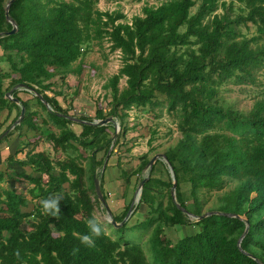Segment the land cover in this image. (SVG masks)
<instances>
[{"label":"trees","instance_id":"16d2710c","mask_svg":"<svg viewBox=\"0 0 264 264\" xmlns=\"http://www.w3.org/2000/svg\"><path fill=\"white\" fill-rule=\"evenodd\" d=\"M98 1L0 0V62L8 66L6 73L0 69V111L25 109L22 122L0 143L24 127L45 133L52 124L57 133L48 131L45 138L53 152L65 155L53 160L37 150V133L33 141L20 135L24 145L7 163L29 167L34 176L2 172L0 182L22 179L32 186L30 199L39 203L26 213L28 202L22 194L0 189V264H264V93L247 113L224 108L217 99L221 84L254 83L256 72L264 68V0H165L157 6L144 5L129 23L120 10L99 11ZM235 4L238 13L231 17ZM217 9L223 12L216 14ZM8 19L16 25L13 35H8L12 29ZM248 24L255 27L250 38L239 32L240 26L248 28ZM103 41L111 53L120 54L121 63L103 85L110 93L109 110L103 114L96 109L93 119L72 116L53 80L60 75L63 83L69 74L81 75L89 45L95 42L101 47ZM121 79L125 87L120 90ZM5 81L8 86L2 91ZM20 86L39 94L48 106L35 96L46 113V119H37L44 128L34 121L38 113L30 112L17 98L23 90ZM7 93L20 107L5 98ZM159 97L175 119L180 138L164 152V164L157 160L149 170L137 207L128 205L120 218L111 217L119 225L129 211L131 215L141 205L146 208V219L135 228L142 232L151 228L150 259L137 243L123 237L112 239L105 229L95 246L88 248L79 241V235L86 232L85 221L95 209L108 212L106 202L102 206L98 201L93 181L98 179L102 193L107 164L98 169L108 151L109 157L114 154L119 140L112 143L111 123H88L117 119L122 130L131 109H152L160 105ZM215 121L220 125L214 126ZM152 141L150 137L147 144L151 146ZM29 146L32 149L26 150ZM18 153H24V159L14 160ZM98 153L102 154L99 160ZM148 162L142 156L135 171L129 175L121 171V176L129 181ZM158 164L166 168L167 180L154 178ZM230 185L217 198V207L207 212L212 214L198 221L205 214L202 195ZM52 195L60 197L54 217L43 215L40 207V200ZM28 218L33 221L24 233L21 226ZM246 224L247 233L238 246ZM175 226L198 230L171 245L163 238V228ZM125 228L123 224L117 235Z\"/></svg>","mask_w":264,"mask_h":264},{"label":"rangeland","instance_id":"374dc122","mask_svg":"<svg viewBox=\"0 0 264 264\" xmlns=\"http://www.w3.org/2000/svg\"><path fill=\"white\" fill-rule=\"evenodd\" d=\"M164 1L165 0H141L138 2L136 0H116L108 2L106 0H99L96 4V8L102 12L120 10L126 16V21L129 23L131 17L141 14V9L144 5L157 6ZM198 4L199 2H197L196 6L192 8L191 14L196 12ZM237 7L238 6L235 4L233 7L234 10L230 13L231 17H234L238 13ZM222 12L221 9H217L215 13L221 14ZM247 26L248 28L240 26L239 32L245 37L250 38L255 35V27L250 24ZM194 49H196V47H194ZM117 53L118 52L111 53L109 51V44L106 41H103L101 47L95 42H92L83 55L81 75L76 76L74 74H69L64 79L63 83L59 81L60 75H57L53 80L56 91H61L64 95V98L60 99V101H63L62 103L65 108L70 109L68 107H71L70 115L93 119L96 109H101L103 114H107L109 110L107 103L110 101V93L103 89V85L112 75H115L121 67ZM124 87L125 80L121 79L118 88L121 90ZM262 93H264V68L256 72L254 83L235 85L232 82H227L221 84L217 89V99L220 105L224 108H231L236 111L247 113L251 109L254 101L260 98ZM158 104L160 105L154 106L152 109H149L148 107L131 109L122 122V130H117L118 135L116 136V139L119 138L118 146H115L113 149L114 154L107 160V168L103 173L102 194L105 197L108 212H102L100 209H95L94 213V215L100 220L107 235L112 239L123 237L124 239H129L130 241L137 243L141 246L148 260L151 255L149 249L151 228L147 231L145 230L146 232H142L144 229L140 230L139 228H135L137 224L146 219V208L142 205L139 206L138 209L136 208L137 210L134 214L132 211L131 215L129 214V216H126L127 218L119 224V227L112 225L111 217L115 216L120 218L124 209L128 205L131 207H137L139 190L136 180L148 178L149 175V170L144 171L143 169L141 173L131 176L129 182L128 180L126 181L125 177L121 176V171L127 175L131 174L139 166L142 156H145L150 160L155 155H163L167 149L174 147L180 138V134L176 127V121L172 115L167 113L166 105L161 97L158 98ZM46 109L48 108L46 107ZM40 116L41 117L36 118L39 122L41 119L47 118L43 109L40 112ZM39 122V127L44 128ZM93 122L96 123L97 121L94 120ZM113 122L114 123L111 124L112 129H109V132L112 134L114 140V135L116 133L115 128L119 124L117 119H114ZM218 125H220V123L215 121L214 126ZM71 128L75 132L78 131V127L72 126ZM26 131H28V136L30 138L35 137L34 135L36 133V136H40L39 143L37 144L38 146L40 145V147H38L37 150L44 151L53 160L64 158L65 155L61 154L60 151H52V146L49 145L45 138V134L48 131L57 133L58 129L52 124H50L49 128L45 129V133L40 130V132H33L27 129ZM153 131L154 133H152ZM150 137H152L153 140L151 146L147 144ZM114 142L112 143L114 144ZM20 143V146L23 147L24 143ZM31 149V146H29L26 150ZM96 157L99 160L102 158V154L98 153ZM160 161L164 164L163 159ZM102 169L103 167H99V172ZM153 176L154 178L167 180L168 176L166 174V168L160 164L156 165ZM43 180L44 182L46 181L45 178H43ZM63 187L66 190V185ZM230 187L231 185L225 187L221 192H211L202 195L203 212L207 213L210 209L217 207V198L225 191H228ZM11 188L17 190L18 193L22 194L27 199L28 204L27 207L23 209L24 212L27 213L32 211L34 206L39 203L30 199L28 191L32 186L28 183L14 179L0 182V189L4 190ZM184 191H187V187H184ZM166 201V197H164L162 199L164 205L166 204ZM32 221V218H28L21 226V230L24 233L29 231V225ZM123 224L126 225L125 230L123 229L121 235H117L116 230H118ZM197 230V227L193 226L163 228V238L173 245L179 239L193 234Z\"/></svg>","mask_w":264,"mask_h":264},{"label":"crops","instance_id":"0c3cea01","mask_svg":"<svg viewBox=\"0 0 264 264\" xmlns=\"http://www.w3.org/2000/svg\"><path fill=\"white\" fill-rule=\"evenodd\" d=\"M3 62L4 61L0 62V69L4 73H6V72H8V66L5 62L4 63ZM4 65H5V67H4ZM75 67H76V65H74L73 68H75ZM8 82L9 81H5V83L3 84V87H2V91H4L7 88ZM17 98L21 102H24L28 105L30 112H37V113H39L38 117H41L40 112L42 111V108L36 102L35 95L32 92H29L26 90H20L17 93ZM16 105L18 107H20L19 103ZM18 113L20 114V111L18 112V109H16L15 107L10 108V109H4V110L0 111V133H2L9 125H11V122L15 119V117L18 115ZM34 121L36 122V124H38L36 118L34 119ZM10 134L11 135L7 139H5L4 141H2L0 143L1 144L0 145V173L3 172V173L10 174L11 171H15L16 173L24 172L25 174H31V176L33 177L34 173L31 171V169L29 167L19 168L15 163L8 164L7 160H6L9 156H13L14 153L19 148L22 147V146H20V144H21L20 142H22V139L24 138V136L20 137V135L26 134V140L28 139L29 141H33V138H30L28 136V131H26V129H21L20 131L12 132ZM18 144H19V146H18ZM24 152L26 153V150ZM24 157H25L24 153H18L17 155H15L13 157V159L14 160H16V159L22 160V159H24ZM6 180L10 181L11 179L5 178L4 181H6ZM14 180L23 181L22 179H17V178H15ZM23 182H25V181H23Z\"/></svg>","mask_w":264,"mask_h":264},{"label":"water","instance_id":"95a60500","mask_svg":"<svg viewBox=\"0 0 264 264\" xmlns=\"http://www.w3.org/2000/svg\"><path fill=\"white\" fill-rule=\"evenodd\" d=\"M9 4H10V2L8 3V5H7V7H6V12H5V16H6V18H7V10H8V6H9ZM8 22L12 25V29H11V31L8 33V35H13V34H15L16 33V31H17V29H16V25L14 24V22L13 21H11V20H9L8 19ZM18 89H23V90H26V91H28L27 90V88H26V86H20ZM29 92H31V91H29ZM33 93V92H32ZM47 108H48V106L44 103V101L42 100V98H41V96L39 95V94H36V93H33ZM5 98L6 99H8V100H10V101H12L13 103H15V104H18V100L17 99H13L11 96H10V93H8V94H6V96H5ZM49 109V108H48ZM24 114H25V109H24V107H21L20 108V114H19V116H18V118H17V120H16V122L13 124V125H11L10 127H9V129H7L6 131H4L3 133H1V135H0V141L11 131V130H13V128L15 127V126H17V125H19L21 122H22V120H23V118H24ZM74 122H77V123H84V122H81V121H79V120H76V119H72ZM112 124V123H114L113 122V120H112V118H107V119H105V120H103V121H97L96 123H88V124H90V125H93V124H97V125H99V126H105V125H108V124ZM115 130H116V133H115V135H114V140H113V142L115 141V139H116V136L118 135V132H117V130H119V128H118V125L116 126V128H115ZM109 154H110V151H108V153H107V155H106V157H105V162H104V164H103V168L105 167V165H106V163H107V160H108V158H109ZM161 159H163L164 160V158H163V155H155V156H153L150 160H149V162H148V164L145 166V168H144V171H148V170H150L151 169V167L154 165V163L157 161V160H161ZM168 167H169V165H168ZM170 168V167H169ZM146 181V178L145 179H143L140 183H139V185H138V190H139V196H138V200H139V197H140V192H141V189H142V186H143V184H144V182ZM94 192H95V194H96V196H97V198H98V201L102 204V205H105V201L103 200V197H102V193H101V189H100V186H99V181H98V179H96V178H94ZM173 184V186H172V190H171V196H172V198L173 199H175L174 198V190H175V187H176V183L175 182H173L172 183ZM129 214H130V211L128 212V214H127V216H129ZM212 213H205L204 215H202V216H200L197 220L199 221V220H201V219H203V218H205V217H207V216H210ZM127 218V217H126ZM112 223V225L113 226H115V227H119L120 225H116L115 224V222L114 221H112L111 222ZM247 230H248V225L246 224V227H245V230H244V232H243V235L240 237V239L238 240V243H237V245L239 246L240 245V243H241V241H242V239H243V237L245 236V234L247 233Z\"/></svg>","mask_w":264,"mask_h":264},{"label":"clouds","instance_id":"9594fccd","mask_svg":"<svg viewBox=\"0 0 264 264\" xmlns=\"http://www.w3.org/2000/svg\"><path fill=\"white\" fill-rule=\"evenodd\" d=\"M119 128V126H118ZM60 197L52 195L40 200L41 212L43 215L54 217L58 214ZM86 232L79 235V241L82 245L92 248L95 241L99 238L104 228L100 220L95 216H90L85 221Z\"/></svg>","mask_w":264,"mask_h":264},{"label":"built area","instance_id":"2783aa9c","mask_svg":"<svg viewBox=\"0 0 264 264\" xmlns=\"http://www.w3.org/2000/svg\"><path fill=\"white\" fill-rule=\"evenodd\" d=\"M118 54V57H119V59H120V54L119 53H117Z\"/></svg>","mask_w":264,"mask_h":264}]
</instances>
